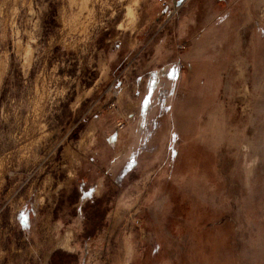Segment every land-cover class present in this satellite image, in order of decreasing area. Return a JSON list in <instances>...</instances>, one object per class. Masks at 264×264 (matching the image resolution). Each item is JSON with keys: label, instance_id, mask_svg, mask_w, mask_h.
I'll use <instances>...</instances> for the list:
<instances>
[{"label": "rangeland", "instance_id": "rangeland-1", "mask_svg": "<svg viewBox=\"0 0 264 264\" xmlns=\"http://www.w3.org/2000/svg\"><path fill=\"white\" fill-rule=\"evenodd\" d=\"M0 264H264V0H0Z\"/></svg>", "mask_w": 264, "mask_h": 264}, {"label": "built area", "instance_id": "built-area-1", "mask_svg": "<svg viewBox=\"0 0 264 264\" xmlns=\"http://www.w3.org/2000/svg\"><path fill=\"white\" fill-rule=\"evenodd\" d=\"M161 2H163V4L165 3V0H160Z\"/></svg>", "mask_w": 264, "mask_h": 264}]
</instances>
